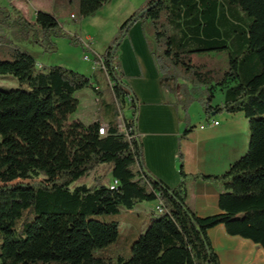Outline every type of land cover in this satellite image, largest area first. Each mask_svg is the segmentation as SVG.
<instances>
[{"label": "trees", "instance_id": "obj_1", "mask_svg": "<svg viewBox=\"0 0 264 264\" xmlns=\"http://www.w3.org/2000/svg\"><path fill=\"white\" fill-rule=\"evenodd\" d=\"M110 1L54 0V7L77 4L86 18ZM11 12L14 16L3 19L10 16L21 38L44 51H56L55 38L61 36L84 45L54 12L38 10L34 21L15 7ZM137 22L162 88L180 97L176 107L188 113L199 101L210 117L244 112L248 149L225 173H187L181 148L178 185L169 186L147 168L140 102L118 61L120 45ZM2 43L0 35V73L29 89L0 87V264H220L209 235L212 219L199 216L188 202L189 184L199 178L221 186L228 233L264 248V0H146L94 56L107 74L113 102L90 76L61 65L39 66L33 53ZM224 51L226 66L216 59ZM87 87L98 96L105 118L71 121L80 106L75 94ZM218 89L225 98L214 104ZM126 107L132 116L123 115ZM103 125L107 131L101 135ZM191 129L189 124L181 139ZM103 164L110 165L109 183L97 177L93 184L73 186ZM154 200L163 210L151 212L129 255L97 254L118 242L121 228L120 218L99 215Z\"/></svg>", "mask_w": 264, "mask_h": 264}, {"label": "crops", "instance_id": "obj_2", "mask_svg": "<svg viewBox=\"0 0 264 264\" xmlns=\"http://www.w3.org/2000/svg\"><path fill=\"white\" fill-rule=\"evenodd\" d=\"M118 61L140 102L138 129L143 141L144 162L166 184L174 187L181 180L180 148L185 171L199 175L223 174L246 153L249 127L244 112L223 113L220 118L204 114L200 120H193L181 106L174 105L180 97L162 88L140 22L134 24L121 43ZM96 87L101 89L99 85ZM210 118L219 124L201 128ZM189 124L191 131L181 139ZM220 193L219 184L202 178L191 181L188 188V202L192 208L199 216L212 219L209 235L220 264H264V248L251 239L228 233L223 221L227 213L219 205ZM158 203L152 201L145 205L141 202L132 209H125L127 219H121V227L134 229L129 245L147 227L144 210L145 213L155 211Z\"/></svg>", "mask_w": 264, "mask_h": 264}, {"label": "rangeland", "instance_id": "obj_3", "mask_svg": "<svg viewBox=\"0 0 264 264\" xmlns=\"http://www.w3.org/2000/svg\"><path fill=\"white\" fill-rule=\"evenodd\" d=\"M146 0H111L106 3L100 11L95 15L82 18L79 14L77 4H72L67 7H54V0H0V35L3 36V43L1 47L7 48L13 45H19L22 49L27 50L34 54L39 66H51L61 65L73 70L79 71L90 76L95 86H101L103 90V98L107 102L114 101V95L110 89V82L106 72L102 69L101 63L98 64L94 60L95 54L102 53L108 46L112 38L118 35L119 29L123 21L130 16L137 8L142 6ZM15 7L20 13L29 21H34L36 11L47 10L52 11L59 17L64 28L69 33L76 35L82 39L85 43L87 41L91 44V49H87L80 43H73L68 36L56 37L57 50L54 52L44 51L38 44L31 40L21 38L19 29L13 26L12 18H4L5 15H12V9ZM72 14L76 15V18L72 17ZM87 38H90L86 40ZM1 53V51H0ZM88 55L90 60L85 59ZM2 58V55H0ZM217 61L226 66L228 60V54L226 51L216 54ZM0 87L4 89L12 88H24L29 89L27 85H20L17 78L11 74L0 73ZM76 97L80 101L79 109L74 113L70 120L80 119L85 123H90L96 118H105L104 111L101 107V102L90 87L76 92ZM225 91L218 89L214 99V104L220 103L224 100ZM123 115L125 117L132 116V111L129 107L123 109ZM186 113V112H185ZM204 110L199 101H195L189 108L188 115L193 117V120H200L204 117ZM223 114V113H222ZM221 114L213 115L211 118H220ZM107 119V118H106ZM121 128H124L123 116L120 115L118 120ZM97 177L102 178L104 184L109 183L112 180L110 172V165L103 164L97 170H95L90 176L85 177L79 181H76L73 186L82 183L93 184ZM149 202L145 201V205H149ZM156 203V200L153 201ZM157 210V207H156ZM143 216L149 217L151 212L145 213ZM127 210L125 209L113 215H99L98 218L111 220L114 218H120L122 220L127 219ZM133 220V219H132ZM136 223V221L134 220ZM139 225V221H137ZM134 229H125V226L120 228V236L118 242L111 244L104 250H98L97 254H111L115 258L119 254L129 255L130 246L129 240L133 236ZM132 240V239H131ZM2 242L1 230H0V244Z\"/></svg>", "mask_w": 264, "mask_h": 264}, {"label": "built area", "instance_id": "obj_4", "mask_svg": "<svg viewBox=\"0 0 264 264\" xmlns=\"http://www.w3.org/2000/svg\"><path fill=\"white\" fill-rule=\"evenodd\" d=\"M72 17L73 18H76V15L75 14H72ZM86 40H88V39H86ZM89 43H90L89 41H87V42L84 43V46L87 49H91V46L89 45ZM85 59L90 60V57L88 55H86L85 56ZM211 124L212 125H218L219 122L210 118L205 124L201 125V128H204V127H206V125H211ZM99 131H100V134L101 135H104L106 133V131H107V127L105 125H103V126L100 127V130ZM117 184H118V181L117 180H113L112 181V187H114ZM156 207L158 208V211H162L163 210V204H162V202L159 201V203H158V205Z\"/></svg>", "mask_w": 264, "mask_h": 264}]
</instances>
